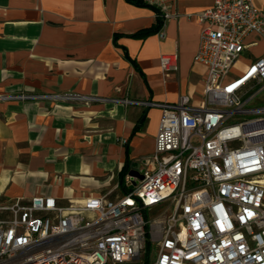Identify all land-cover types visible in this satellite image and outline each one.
<instances>
[{
  "label": "crops",
  "instance_id": "obj_1",
  "mask_svg": "<svg viewBox=\"0 0 264 264\" xmlns=\"http://www.w3.org/2000/svg\"><path fill=\"white\" fill-rule=\"evenodd\" d=\"M145 1L0 0V202L119 199L153 166L162 111L145 103L203 101L198 13L215 0ZM159 20L163 38L133 37ZM171 53L180 68L167 76L160 58ZM262 57L264 39L252 34L234 68L241 76Z\"/></svg>",
  "mask_w": 264,
  "mask_h": 264
},
{
  "label": "built area",
  "instance_id": "obj_2",
  "mask_svg": "<svg viewBox=\"0 0 264 264\" xmlns=\"http://www.w3.org/2000/svg\"><path fill=\"white\" fill-rule=\"evenodd\" d=\"M198 18L204 99L145 103L162 111L153 166L129 177L119 199L0 202V264H123L140 257L147 239L158 244L152 264H264V107H248L264 89V57L232 75L250 35L264 39V9L215 0ZM160 65L177 73L179 54H163ZM166 203L173 210L164 223L150 220L147 212Z\"/></svg>",
  "mask_w": 264,
  "mask_h": 264
},
{
  "label": "rangeland",
  "instance_id": "obj_3",
  "mask_svg": "<svg viewBox=\"0 0 264 264\" xmlns=\"http://www.w3.org/2000/svg\"><path fill=\"white\" fill-rule=\"evenodd\" d=\"M241 66L239 65L238 68H234L233 69V75L235 76H240V72H241ZM256 93V97L254 98V100L248 105L249 108H257V107H264V89L259 91V87L256 88V90L254 91V94ZM233 123V122H232ZM172 207H170L169 203L160 205L154 209H152V211H148L147 215L149 217L150 220H159V223H164V221L168 218V216L170 215V213L172 212ZM148 240V239H147ZM151 242L152 245V249L150 252L147 251L146 249V245H147V241H146V245L144 250L141 252L140 257L134 259L133 261L130 262H126L123 264H152L153 261H155L156 257H157V252H158V244L157 242Z\"/></svg>",
  "mask_w": 264,
  "mask_h": 264
},
{
  "label": "trees",
  "instance_id": "obj_4",
  "mask_svg": "<svg viewBox=\"0 0 264 264\" xmlns=\"http://www.w3.org/2000/svg\"><path fill=\"white\" fill-rule=\"evenodd\" d=\"M127 2H129L133 5H136V6H145L146 5L145 0H127ZM161 29H162V20H159V23L157 24V26H155L151 29L141 31L138 34L133 35V37H141L142 38V37L148 36V35L153 34V33H158L161 31ZM146 249L148 252H150L152 249L150 239L147 240Z\"/></svg>",
  "mask_w": 264,
  "mask_h": 264
},
{
  "label": "bare ground",
  "instance_id": "obj_5",
  "mask_svg": "<svg viewBox=\"0 0 264 264\" xmlns=\"http://www.w3.org/2000/svg\"><path fill=\"white\" fill-rule=\"evenodd\" d=\"M262 183L264 184V176L261 177Z\"/></svg>",
  "mask_w": 264,
  "mask_h": 264
},
{
  "label": "water",
  "instance_id": "obj_6",
  "mask_svg": "<svg viewBox=\"0 0 264 264\" xmlns=\"http://www.w3.org/2000/svg\"><path fill=\"white\" fill-rule=\"evenodd\" d=\"M140 177V179H142V176H139Z\"/></svg>",
  "mask_w": 264,
  "mask_h": 264
}]
</instances>
